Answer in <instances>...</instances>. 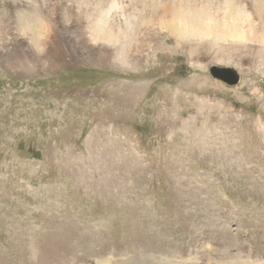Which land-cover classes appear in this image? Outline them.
Listing matches in <instances>:
<instances>
[{
	"label": "rangeland",
	"instance_id": "1",
	"mask_svg": "<svg viewBox=\"0 0 264 264\" xmlns=\"http://www.w3.org/2000/svg\"><path fill=\"white\" fill-rule=\"evenodd\" d=\"M229 1L0 0V264H264V0Z\"/></svg>",
	"mask_w": 264,
	"mask_h": 264
},
{
	"label": "water",
	"instance_id": "2",
	"mask_svg": "<svg viewBox=\"0 0 264 264\" xmlns=\"http://www.w3.org/2000/svg\"><path fill=\"white\" fill-rule=\"evenodd\" d=\"M208 73L212 79L230 87L236 86L240 80L239 74L232 68L211 66Z\"/></svg>",
	"mask_w": 264,
	"mask_h": 264
},
{
	"label": "bare ground",
	"instance_id": "3",
	"mask_svg": "<svg viewBox=\"0 0 264 264\" xmlns=\"http://www.w3.org/2000/svg\"><path fill=\"white\" fill-rule=\"evenodd\" d=\"M180 1H181V0H180ZM231 2H232V1L230 0V1H229L228 3H226V4H227V5H228L229 3L231 4ZM183 6H184V5H183ZM228 7H229V6H228ZM230 8H232V6H231ZM225 9H226V8H225ZM228 9H229V8H228ZM234 9H236V7H234ZM223 10H224V9H223ZM223 10H222V11H223ZM229 11H230V10H229ZM236 11H239V10H236ZM185 12H187V11H185ZM179 13H180V12H179ZM181 13H182V12H181ZM181 13H180V14H181ZM237 13H238V12H237ZM107 14H108V13H107ZM227 14H230V13L227 12ZM184 15H185V14H184ZM200 15H201V14H200ZM232 15H233V12H232ZM235 15H236V14H235ZM196 16H197V14H196ZM230 16H231V15H230ZM237 16L240 17V15H237ZM237 16H236V17H237ZM198 17H199V16H198ZM233 17H234V15H233ZM239 17H237V19H238ZM174 18H176V17H174ZM185 18H186V17H185ZM240 18H243V17H240ZM235 19H236V18H233V21H231V22L235 23V22H234ZM237 19H236V20H237ZM245 19H247V18H245ZM187 20H188V19H187ZM207 20H208V19H207ZM231 20H232V19H231ZM185 21H186V20H185ZM189 21H190V19H189ZM244 21H246V20H244ZM174 22H175V21H174ZM197 22H198V21H197ZM203 22H204V21H203ZM242 22H243V19H242ZM107 23H108V22H107ZM176 23H177V22H176ZM176 23H175V24H176ZM184 23L186 24L187 22H184ZM194 23H196V22H194ZM198 23H199V22H198ZM198 23H197V24H198ZM239 23L241 24L240 21H239ZM245 23H246V22H244V24H245ZM175 24H172V25H175ZM180 24H181V23H180ZM235 24H236V23H235ZM202 25H203V24H202ZM204 25H205V22H204ZM223 25H224V24H223ZM225 25H226V24H225ZM237 25H238V24H237ZM32 26H33V25H32ZM170 26H171V25H170ZM193 26H194V25H193ZM206 27H207V26H206ZM242 27H243V26H242ZM30 28H31V27H30ZM33 28H34V27H33ZM172 28H173V27H172ZM174 28L177 29L176 26H175ZM180 28H181V26H180ZM185 28H186V27H185ZM198 28H199V27H198ZM222 28H223V27H222ZM243 28H244V27H243ZM23 29H24V28H23ZM189 29H190V28H189ZM192 29H193V28H192ZM196 29H197V28H196ZM196 29H195V30H196ZM223 29H224V28H223ZM231 29H232V28H231ZM185 30H186V29H185ZM187 30H188V28H187ZM190 30H191V29H190ZM224 30H225V29H224ZM227 30H228V29H227ZM143 31H144V30H143ZM169 31H172V30H171V27H170V30H169ZM188 31H189V30H188ZM198 31H199V30H198ZM202 31H203V30H202ZM221 31H223V30H221ZM144 32H146V31H144ZM181 32H182V31H181ZM217 32H218V31H217ZM217 32H216V33H217ZM171 33H172V32H171ZM206 33H207V32H206ZM229 35H230V34H229ZM144 38H145V37H144ZM243 39H244V38H243ZM234 40H235V39H234ZM238 41H239V40H238ZM241 262H242V261H241ZM242 264H243V262H242Z\"/></svg>",
	"mask_w": 264,
	"mask_h": 264
}]
</instances>
